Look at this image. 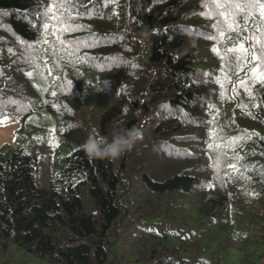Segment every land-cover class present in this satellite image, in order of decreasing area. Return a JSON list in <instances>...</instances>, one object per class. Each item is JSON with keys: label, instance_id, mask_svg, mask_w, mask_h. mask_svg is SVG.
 Segmentation results:
<instances>
[{"label": "trees", "instance_id": "16d2710c", "mask_svg": "<svg viewBox=\"0 0 264 264\" xmlns=\"http://www.w3.org/2000/svg\"><path fill=\"white\" fill-rule=\"evenodd\" d=\"M223 3L0 0V118L44 108L74 146L26 152L18 135L0 150V264L16 251L48 264H264V61L251 49L244 60ZM116 126L142 138L116 159L81 149Z\"/></svg>", "mask_w": 264, "mask_h": 264}, {"label": "rangeland", "instance_id": "374dc122", "mask_svg": "<svg viewBox=\"0 0 264 264\" xmlns=\"http://www.w3.org/2000/svg\"><path fill=\"white\" fill-rule=\"evenodd\" d=\"M30 74V75H29ZM28 74L33 87L44 97L48 77L43 68H36ZM0 150L4 148H13L17 142L18 135L24 137L22 140L25 151H29L31 144L43 141L49 147L55 149L56 155L68 154L74 146L68 147L63 144V139L54 133L55 118L44 108H39L31 113L24 121L13 118H0ZM226 264H231L234 256L228 258ZM5 264H48L42 263L33 256L23 255L16 251L13 257H8Z\"/></svg>", "mask_w": 264, "mask_h": 264}, {"label": "snow or ice", "instance_id": "6c2138e0", "mask_svg": "<svg viewBox=\"0 0 264 264\" xmlns=\"http://www.w3.org/2000/svg\"><path fill=\"white\" fill-rule=\"evenodd\" d=\"M232 3L233 11L229 12L228 4ZM217 8L220 9L218 15L223 18L227 23L230 31L236 32L239 29V33L236 36L237 47L245 53L244 60L248 59V52L251 49V60L264 61V42H262V37H264V0H224L223 4H217ZM203 14V13H202ZM40 25V20L36 19V26ZM214 27L219 28V25H214ZM43 28L47 30L48 24H43ZM70 30V29H65ZM251 31L250 37H245V33ZM220 37L225 38V33L223 31L219 32ZM231 39V37H226ZM47 43V41H44ZM63 44L64 42L61 41ZM245 43L249 45L248 48L245 47ZM261 45V54L258 56L255 48L256 44ZM215 50V49H214ZM235 49L229 48V51ZM253 73L260 74V65L257 64L256 67L252 69ZM30 75V74H29ZM264 79V75L261 76ZM55 95V93H53ZM3 121L0 120V123ZM232 167V165H230Z\"/></svg>", "mask_w": 264, "mask_h": 264}, {"label": "clouds", "instance_id": "9594fccd", "mask_svg": "<svg viewBox=\"0 0 264 264\" xmlns=\"http://www.w3.org/2000/svg\"><path fill=\"white\" fill-rule=\"evenodd\" d=\"M142 135L141 130L136 127L116 126L110 137L98 139L90 135L80 147L90 158L116 159L130 151Z\"/></svg>", "mask_w": 264, "mask_h": 264}]
</instances>
